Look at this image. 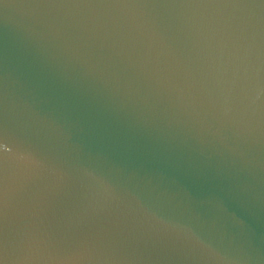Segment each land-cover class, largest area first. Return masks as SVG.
Returning a JSON list of instances; mask_svg holds the SVG:
<instances>
[{"label":"water","instance_id":"95a60500","mask_svg":"<svg viewBox=\"0 0 264 264\" xmlns=\"http://www.w3.org/2000/svg\"><path fill=\"white\" fill-rule=\"evenodd\" d=\"M0 264H264V0H0Z\"/></svg>","mask_w":264,"mask_h":264}]
</instances>
